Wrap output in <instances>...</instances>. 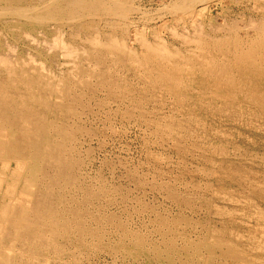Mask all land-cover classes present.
Instances as JSON below:
<instances>
[{
  "label": "rangeland",
  "instance_id": "374dc122",
  "mask_svg": "<svg viewBox=\"0 0 264 264\" xmlns=\"http://www.w3.org/2000/svg\"><path fill=\"white\" fill-rule=\"evenodd\" d=\"M34 1L32 4L36 6L50 2ZM125 1L146 9L147 15L139 11L130 14L131 21L137 22L138 29L131 27L125 35L129 46L134 48V54L132 53L125 62L117 61L110 65L113 78L119 84L114 95L120 104L119 108L114 106L113 110L109 111L108 107H98V103L108 97L106 87L95 85V71L103 69V66L98 68L86 60L81 67L74 68L67 57L52 60L38 57V62L44 60L43 64H39L44 66L43 70L42 66L33 65L45 74L48 73L47 70L53 73L55 79L50 73L48 77L55 82L61 78L63 72L62 76L78 85L79 92L84 90L83 99L87 107L83 111L85 114L82 119H76V122L89 131H82L77 135L79 141L76 156L84 162L82 169L77 173L79 186L68 187L64 195L69 198L66 206L82 207L83 223L86 225L87 222V226L102 237L96 244L93 233L86 235L85 246L81 250L75 235L69 239L60 238L58 241L67 247L69 255L64 258V263L52 256L48 264H148V260L151 264H244L236 260H225L220 250L209 252L201 249L194 253L190 248L205 237L211 240L214 236L211 235L210 227L216 230L223 224L230 230L240 231L241 236L237 241L241 250L249 253V256L264 257V251L259 248L264 247V109L255 104H246L241 99L233 102L234 108L231 109L223 105L224 100L211 104L205 99L202 107L192 101L187 102L185 107L180 106L177 99L153 87L150 76L153 67L142 60L146 49L144 45L141 46L140 40L142 36L151 42L164 38L163 41L169 49L174 51L176 48L178 51L171 57V61H179L183 64V71H186L190 66L188 57L201 60L206 53L205 48L194 44L198 36L204 39L207 32L213 35L225 34V31L221 30L226 23L224 21L232 19L241 23L248 22L251 18L264 20V0H209L207 8L199 3L193 13L181 15L184 21L179 20V15L170 14L167 10L159 11L160 7L169 4L171 0ZM156 8L159 9L155 11ZM223 18L225 20L222 23ZM97 20L92 24L103 35L106 31L122 33L119 23L110 17L102 16ZM88 21L92 20L84 19L81 24ZM70 25L73 27L70 28L69 24H66L62 29L77 32L78 24L71 22ZM210 25L214 28L211 29ZM0 26L4 35L0 36L2 42L6 39L8 45H13V51L18 54L20 61L29 60L25 49L21 53L22 43L12 40L8 31L1 24ZM78 30L81 31L80 36L84 37V30ZM34 34L37 35L35 31ZM134 34L136 35L133 36ZM56 35L57 31L51 29L47 37L48 42L53 43L52 39ZM66 37L68 41L74 42L80 53L84 44L69 35ZM80 79L89 81L96 90L92 92L84 89L82 84L78 83ZM125 85L130 87L128 93H125ZM135 98L141 100V103L138 104ZM52 100L56 101L55 98ZM127 110L130 115L125 114ZM140 115L145 118L142 123L138 121ZM169 118H176L181 123L178 132V137L182 139L179 150L173 139L165 134H155L154 127L149 123L155 119L163 123ZM69 120V124L73 125L74 120ZM209 156L214 160L210 161L207 158ZM227 157L229 163L235 166L243 165L248 179L232 180L219 171V163ZM11 180L10 176L6 178V184L4 182L2 186L3 191L12 190ZM165 183H171L181 197H188L191 202L183 201L182 198L177 201L169 197L162 187ZM21 189L22 186L17 188L16 197H19ZM88 190L99 194L85 198ZM80 200L82 203L86 202L83 203L84 207ZM89 202H93L94 206ZM219 213H224L225 216ZM64 216L67 217L68 213ZM72 220V216L67 217L70 224ZM162 222H167L163 228ZM8 228L7 224H2L3 233ZM132 236L143 239L150 252L141 254L133 246L135 242ZM3 239L4 237H1L2 243L5 242ZM169 239L174 243L175 250L170 246ZM7 240L10 238L6 239V244L9 243ZM157 250L162 253L161 256L154 254ZM34 263L41 264L43 261L38 263L35 260Z\"/></svg>",
  "mask_w": 264,
  "mask_h": 264
},
{
  "label": "bare ground",
  "instance_id": "6f19581e",
  "mask_svg": "<svg viewBox=\"0 0 264 264\" xmlns=\"http://www.w3.org/2000/svg\"><path fill=\"white\" fill-rule=\"evenodd\" d=\"M33 2L35 1L0 0V24L8 31L12 40L22 43L21 53L25 49L27 52L25 54L29 57L27 61H20L18 54L13 51L15 50L13 45H8L6 39L3 43L0 37V261L2 264H35V260L38 263L43 261L41 264H48L52 256L64 263L69 251L58 240L69 239L72 235L77 239L79 250L85 246V236L91 233L96 238V244L100 242L101 234L91 230L87 222L86 225L83 223L82 207H67L69 198L64 195L68 187L79 186L77 173L82 169L84 162L76 156L78 133L89 132L87 128L84 129L76 122V119H82L85 114L83 111L87 107L83 99L84 90L79 92L78 85L62 76L63 72L61 78L55 74L59 78L57 82L49 79L50 72L48 68H45L48 73L42 71L44 66L39 64H43L44 60L38 62V57L49 60L67 57L70 58L69 63L74 68L81 67L86 60L94 63L98 68L100 65L103 66L105 69L100 68L95 71L97 78L95 85L106 87L108 97L102 99L98 107L102 106L105 109L108 107L109 111H112L114 106L119 108L120 104L114 97L119 84L113 78L110 65L117 61H127L134 51L125 35L131 27L138 29L137 22L131 21L130 14L135 11L146 14V9L135 7L125 0H50L38 6L33 5ZM199 3L207 8L209 0H171L169 4L160 7L159 11L167 10L170 14L179 15L181 19L176 18L184 21L181 15L193 13ZM157 9L159 8L155 11ZM151 13L149 10V14ZM102 16H108L118 22L122 33L106 31L103 35L92 24ZM84 19L92 21L81 24ZM224 20L223 18L222 23ZM71 22L74 25L78 24L77 32L62 29L66 24L72 28ZM224 23L222 29L220 25L218 27L220 26L225 34L213 35L207 32L204 33L206 35L204 39L199 36L195 39L194 44H198L202 49L205 48L206 53L201 60H192L188 57L190 66L186 71H183V64L179 61H171V57L178 51L176 48L174 51L169 49L163 41L164 38L151 42L144 36L140 37L142 42L140 44L146 49L142 60L153 67L150 73L153 87L177 99V103L182 107L187 106V102L190 101L202 107V102L206 99L211 104L224 100L223 105L231 109L234 108L232 103L241 99L246 104H255L264 109V20L251 18L248 22L241 23L237 19H232ZM212 27L210 25L211 29L214 28ZM81 28L85 32L84 37L80 36L81 31L78 29ZM219 28L216 30L219 31ZM51 29L57 31V35L52 39L53 43L48 42L47 38ZM1 34L4 36L2 31L0 36ZM68 35L84 44L80 53L74 42L66 39ZM186 39L188 41V38ZM33 65L42 66V70L35 69ZM53 77L55 79L52 75ZM78 83L82 84L84 89L92 92L96 90L87 80L80 79ZM124 90L128 93L130 87L125 85ZM135 100L138 104L141 103V100L136 98ZM125 114L130 115L129 110ZM69 119L74 120L73 125L69 124ZM144 119L143 115L138 117L141 123ZM149 123L154 127L155 134L167 135L175 141L178 150L180 149L182 139L178 137V132L181 123L176 118H169L163 123L155 119ZM207 158L210 161L214 160L212 156ZM219 169L232 180L248 179L243 165L235 166L229 163L228 157L219 163ZM9 176L13 180L10 186L12 190L3 191L2 186L4 182L6 184V178L8 179ZM19 186H22V189L20 195L18 194L19 197H16ZM255 186L259 189L258 184ZM162 187L169 197L177 201L182 198L183 201L191 202L190 198L181 197L171 183H165ZM96 194L99 193L88 190L85 198L94 197ZM220 211L223 212L221 209ZM67 213L68 216L73 217L71 224L67 221L68 216H64ZM219 214L225 216L224 213ZM3 223L7 224V228L9 227L4 231L7 234L2 231ZM165 224L167 222H162L161 227L163 228ZM209 230L214 237L211 240L205 237L194 243L190 247L194 253L201 249L209 252L220 250L225 260H236L244 264L245 262L264 264V257L249 256V253L241 250L237 241L241 236L239 230H230L225 224L216 230L211 226ZM1 237H4L5 242L10 238L9 241L7 240L9 243H2ZM131 238L135 242L133 246L141 254L150 252L139 236ZM170 246L175 250L173 242ZM259 248L264 251V247L259 246ZM154 254L162 255L159 250ZM148 264H151L149 260Z\"/></svg>",
  "mask_w": 264,
  "mask_h": 264
}]
</instances>
